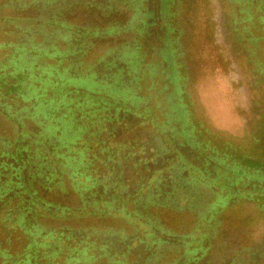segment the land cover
I'll return each mask as SVG.
<instances>
[{
	"label": "flooded vegetation",
	"instance_id": "af4514ba",
	"mask_svg": "<svg viewBox=\"0 0 264 264\" xmlns=\"http://www.w3.org/2000/svg\"><path fill=\"white\" fill-rule=\"evenodd\" d=\"M64 1L70 6L88 4L96 9L97 16L81 15L83 23L87 24L83 31L72 25L77 16L61 23L58 38L63 49L55 43L59 52L69 55L63 57L50 52V56L44 58L52 64H46L45 70L75 72L82 64L72 59H79V53L87 52L103 39L108 48L83 72L95 73L96 79L111 84L119 71H123V77L124 71L128 72V83L122 87L125 93L108 96L103 92L100 97H107L109 103L104 99L97 103L100 107L97 111L109 116L106 129L111 133L107 142L112 144L113 152V158L99 170L111 180L120 178L124 182L130 196L128 208L133 211L153 194L156 201L151 205L175 207L178 215L192 222L188 233L194 234L195 244L201 237L199 227L207 226L209 232L202 239L204 246L206 241L220 234L218 218L226 209L256 202L262 209L264 144L259 141L264 140V58L258 57L257 52L260 42L264 41V29L259 14H246L245 0ZM253 2L255 4V0ZM124 19L126 23L122 24ZM107 21L109 25L104 29H111L109 32L89 26ZM86 39H91L87 45ZM213 39L219 45L216 49L219 53H228L231 62H243L249 68L245 72L235 66L237 75L247 78L242 84L239 80L242 94L249 90V105L243 108L244 120L254 121L248 124V150L242 148L246 138L240 144L232 139L221 140L210 132L196 108L198 97L190 90L197 73L209 67L203 56L210 60ZM65 60L72 62L63 63ZM136 67L142 79H146L148 93L139 96L140 101L135 103L137 86L134 87L130 74ZM47 107V103L40 105L42 109L47 110ZM35 115L33 112L26 117L34 120ZM255 146L262 155L256 154ZM249 187L253 191L245 190ZM146 211L151 214L150 209ZM188 233L162 234L175 241V236ZM181 245L183 248L186 244L181 241ZM211 245L212 241L205 246L199 260L205 257ZM236 254L244 262L263 260L264 239L253 248L240 245ZM227 256L229 254L222 257Z\"/></svg>",
	"mask_w": 264,
	"mask_h": 264
},
{
	"label": "trees",
	"instance_id": "16d2710c",
	"mask_svg": "<svg viewBox=\"0 0 264 264\" xmlns=\"http://www.w3.org/2000/svg\"><path fill=\"white\" fill-rule=\"evenodd\" d=\"M39 2L6 0L0 3V48L13 50L0 64V107L12 120L15 130L13 138L0 137V264H133L124 257L131 253L142 254L148 248L152 249V254L139 264H158L165 254L167 259L162 264L201 263L205 258L199 260L205 252L202 239L209 232L205 224L199 227L201 237L197 244L193 233L175 236V241L171 237V240L167 239V235L162 233H179L175 229L169 230L168 225L164 227L160 217L162 214L179 217L177 208L157 203L151 205L156 198L150 194L146 203L140 202L139 207L131 211L127 204L130 196L124 182L120 178L111 180L99 170L113 158V152L112 144L107 142L111 133L106 129L109 116L97 111L99 100L104 99L108 103L109 100L88 91V83L97 77L96 74L72 72L73 76L82 77V87L77 88L68 87L71 77L64 78L62 74L65 71H47L44 66H39L41 70L36 75L37 72L28 67L33 65V57L52 47L38 49L37 55L31 54L36 36H46V28L51 22L42 12L46 11L42 10L44 5L39 9L41 14L38 18L30 11L18 14ZM245 2V13L259 14L264 29V0H255V4L253 0ZM4 7L14 11L6 16L1 10ZM25 54L29 55V62L24 65ZM58 54L64 57L68 53L58 51ZM51 76L57 79L55 84H51L53 78L50 84L47 83ZM37 79L47 86L57 87L52 89L54 98L47 107L51 112L40 108V105H46L47 86L41 93H35L38 106L33 111L31 104L22 105L18 110L10 105L22 95L23 101H29L27 92ZM95 82L99 87L104 84L103 79H95ZM136 86L138 89V84ZM62 107L66 109L60 115L64 121L55 118ZM79 107L87 110L83 114L85 125L75 119ZM25 112L28 115L35 112L34 121L37 123L48 120L44 123L46 131L39 135L30 134L21 121V118L27 119ZM71 122L74 123L72 128ZM68 130L74 133L68 135ZM85 133H89V138L96 145L83 140ZM80 140H83V145L76 146ZM146 209H150L151 214L148 215ZM98 218L119 219L121 223L128 224L133 233L122 232L121 235L116 232L112 240L108 236L110 231L102 234L95 228L89 231L75 227L76 222L80 224ZM181 241L186 244L183 248H180ZM19 244V249H15L14 246ZM124 247L127 251L120 253ZM102 256L108 258L106 263L99 261ZM245 262L234 259L230 264H264V258Z\"/></svg>",
	"mask_w": 264,
	"mask_h": 264
},
{
	"label": "rangeland",
	"instance_id": "374dc122",
	"mask_svg": "<svg viewBox=\"0 0 264 264\" xmlns=\"http://www.w3.org/2000/svg\"><path fill=\"white\" fill-rule=\"evenodd\" d=\"M6 0H0V3H4ZM41 2L32 5V7L28 10H23L22 12H18V14H22L24 12L30 11L34 12L36 14V17H40L42 5L43 8L42 11L44 12L45 17L49 18L51 21L48 25L46 36L41 34L37 35L33 44V49L31 51L32 55H37L39 53L38 49L45 50L48 46L52 45L51 48H47L48 50H45L44 54H39V56L33 57L32 62L33 65L28 66L32 67L36 73V75L39 74V71L41 68L39 66H45L48 63L52 62L48 60L47 58H44L46 56H50V52L58 54V45L59 48L63 49V43L58 38L59 34V27L62 26V22L69 21L70 18L77 16L78 18L75 20L74 27L79 30L83 31L86 30L87 27L86 23H83L84 15L89 14L90 16L96 15V9L94 7H90L88 4L83 3L81 4H71L68 5L67 2L64 0L58 1H50V0H39ZM64 1V2H63ZM1 10H4L3 14L6 16H9L14 10L13 8H7L4 7ZM99 10H97L98 12ZM83 21H82V20ZM39 22V21H38ZM96 22V21H95ZM107 22H98L97 24L89 25L90 27H99V31H105L109 32L111 29H104L106 28L109 23ZM126 23V19L122 21V24ZM52 27V28H51ZM56 33L52 35L53 32ZM25 40V37H23ZM124 40H128V38H124ZM1 41V39H0ZM53 42V43H52ZM57 42V43H55ZM91 42V39H86L85 45L89 44ZM121 43H124L122 40ZM93 44H95V39H93ZM97 46L91 47L87 50V52H81L79 53L80 58L79 59H72L76 63L80 62L82 64V67L79 68L74 72V74H80L84 73L89 66H92V64L97 60L98 57L102 56L104 53L105 48H108V43H106L103 39H100L98 41ZM213 47H211L212 56L210 60L208 59V56H203L207 60V65L209 67L206 71H199L197 73V77H195L196 81L195 84L190 86V90H194L196 93L198 100L196 104V108L199 111L200 119L202 123L207 126L211 133H214V135L217 134L218 137L222 140L224 139H232L235 143H242L243 140L246 138V140L243 142V150L249 149V144H247L248 139L250 138V132L248 129L249 123H253L254 121L244 120V110L243 108L247 107L249 104L248 102V95L249 90L245 92V94H242L240 88L239 80L241 81V84L243 83L242 80H245L247 78L245 77H239L237 75V72L235 71V66H240V68L244 69L245 72L249 70L247 64L242 63H233L231 62L230 58L231 56L228 55V53H219L216 49L219 48V45H216L215 39H213ZM102 45V49L100 48ZM259 51L257 52V56L260 58H264V41L260 42L259 44ZM60 49V50H62ZM13 50L11 49H3L0 48V64L4 63L7 60V57L11 55ZM209 52V51H207ZM78 54V53H77ZM29 62V55L25 54L23 58L22 64H27ZM72 61H64L63 63H69ZM27 67V66H26ZM127 71V70H126ZM124 71V77L121 75L123 71H119V75H117V78L115 77V81L113 84L108 83L107 81L104 82L100 87L95 82L96 77H94L93 81H89L88 83V91L92 92L93 94H101L103 92L107 93L108 96L112 95H121L124 94L125 90L123 91L122 87L125 82L128 83V76L127 73ZM30 73V72H29ZM46 76V75H45ZM44 76V77H45ZM62 76L64 78L71 77L69 81L68 87L76 86L77 88H81L82 84H80V81L82 77H76L73 76L72 72L65 71ZM93 76V75H92ZM141 76V77H140ZM73 77V78H72ZM130 77L134 78V87L136 84H138V89L134 88L135 91V98L133 99L136 103L139 99V95L147 94L148 91L146 89V79L144 81V78L142 79V75L139 72V68H134L133 73L130 74ZM54 79L53 76H51L50 80H47V83L50 84L51 79ZM138 81L136 82V80ZM57 79L53 80V83L55 84ZM124 81V82H122ZM122 82V83H121ZM29 83V82H28ZM33 86H31L30 90L27 92V97L29 101L25 102L23 101V95L20 96V99L17 100V102L11 101L10 105H12L15 109H19L22 105L25 104H31V110L33 111L35 107L38 106V101L36 100L35 93H41V90L44 89L47 85L40 81L39 79L35 80L33 82ZM56 85H50L47 86L48 93L46 96V103L48 106H50L51 101L54 98V93L52 89H56ZM247 90V89H246ZM139 94V95H138ZM152 101H155L153 98ZM17 105V106H16ZM140 105V103L138 104ZM155 106V104H154ZM262 108V106H261ZM51 108L48 109L47 112L50 111ZM43 111V110H42ZM66 111L65 108H61L58 113H56L55 118L61 119V121H64V117H60L61 114H63ZM86 109H83V107H79L75 119L78 121L79 124H86L85 116H83L84 112H86ZM156 115L159 117L160 114L158 111H156ZM8 114L2 110L0 107V137H4L6 139L13 138L15 136L14 133V127L11 123L12 120L7 118ZM83 116V117H82ZM43 117V114L41 115ZM51 118V117H48ZM54 118V119H55ZM163 117L160 116V119ZM83 119V120H82ZM16 120V117H15ZM43 120V118H42ZM21 121L24 123V126L26 127L27 131L30 134L33 135H39L46 131V128L44 126V123H46V119H44V122H35L34 120L21 118ZM74 123L71 122V127ZM93 130V129H92ZM91 130V131H92ZM68 135H71L74 133L72 130H68ZM261 137V136H260ZM83 140L89 141V144L92 146L96 145L94 143V140L89 138V133H85L82 136ZM83 140H80L77 145H83ZM91 140V141H90ZM259 144H264L263 138H261V141H259ZM264 147V146H263ZM256 154L262 155L263 153L257 152L259 149L257 146H255ZM91 153H93V150H91ZM245 181L247 179L245 178ZM264 187V184H263ZM252 188V186H251ZM263 189V188H262ZM246 191H253L249 188L245 189ZM248 193V192H247ZM261 199L263 197L259 196ZM259 201V200H258ZM261 201V200H260ZM259 201V202H260ZM128 204V203H127ZM257 206H261L258 202H256L254 205H234L228 209H226L218 219H220V226L218 227L220 233L219 235L210 240L209 242H205V246H208L209 243L212 241L211 248L208 249V252L205 256V258L202 260V262L198 264H230L234 259L237 261L240 259V256H237L236 252L239 250L240 245L248 246V247H255L258 245V243L264 239V205L263 208H259ZM220 211V209L217 210V213ZM165 215V217H164ZM162 214L160 217V220L165 225H168L169 230L177 231L179 234H186L188 233V229L192 227V222L188 221V219H185L181 216L177 217L176 215H166ZM172 225L171 228L169 226ZM75 227H82L83 229H87L91 231L92 228L98 229L101 231L102 234L107 233L109 238L116 237L117 233L119 232L122 235V232H125L126 234L133 233L132 229L128 224L121 223L119 219H112L107 218L102 220L101 218L96 219L95 221H83L79 224V222L75 223ZM21 244L14 246L15 249H19ZM127 248H122V251L120 250V253L126 252ZM183 252V250H181ZM143 254V255H142ZM134 254L131 253V255L128 257V254L124 257V260L127 262H131L133 264H139V262L143 263L147 260V258L150 257L152 254V249L148 248V250H144L142 252ZM226 258L222 256L228 255ZM140 257V261H137ZM155 259V257H154ZM166 254L162 255V257L159 259L158 264H162L166 260ZM100 262L106 263L108 261V258L105 256H102L99 258ZM1 262V261H0ZM140 263V264H141ZM157 263V262H156Z\"/></svg>",
	"mask_w": 264,
	"mask_h": 264
}]
</instances>
